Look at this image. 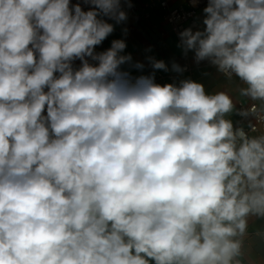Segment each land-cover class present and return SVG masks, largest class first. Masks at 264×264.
I'll list each match as a JSON object with an SVG mask.
<instances>
[{"label":"clouds","instance_id":"clouds-1","mask_svg":"<svg viewBox=\"0 0 264 264\" xmlns=\"http://www.w3.org/2000/svg\"><path fill=\"white\" fill-rule=\"evenodd\" d=\"M83 3L0 0V264H245L264 132L226 117L264 126V0H207L204 27L180 33L244 85L243 110L191 79L133 76L123 40L97 52L131 0Z\"/></svg>","mask_w":264,"mask_h":264},{"label":"crops","instance_id":"crops-1","mask_svg":"<svg viewBox=\"0 0 264 264\" xmlns=\"http://www.w3.org/2000/svg\"><path fill=\"white\" fill-rule=\"evenodd\" d=\"M162 0H131V7L124 6L127 14L126 20L115 24L114 32L96 47V51H104L111 46L113 40H123L126 44L125 55H131L130 64H125L126 70H130L133 76L149 75L154 73L156 82L163 85L172 83L168 80L157 79L156 70L152 67V61H163L168 68L172 65L184 64L188 62L193 68V72L183 74V79H191L205 86L206 92L214 94L218 91L227 92L233 99L234 104L244 98L240 95L239 89L244 85L235 77L229 80L220 73L209 61L195 60L193 51L185 54L182 46L170 30L165 20V10L161 7ZM172 8L186 7L187 0H167ZM206 5L196 12L197 29L204 27L202 20L204 18L203 9ZM110 23H115L109 21ZM125 29L127 30L125 32ZM151 58V60L149 59ZM141 63L143 69L131 67L132 64ZM235 122L234 113L228 117ZM264 229V220L251 219L249 222V231L252 233L245 241V264H264V242L255 235L259 230Z\"/></svg>","mask_w":264,"mask_h":264},{"label":"built area","instance_id":"built-area-1","mask_svg":"<svg viewBox=\"0 0 264 264\" xmlns=\"http://www.w3.org/2000/svg\"><path fill=\"white\" fill-rule=\"evenodd\" d=\"M72 4H75L77 2L81 3V6L84 10L89 9V5H86L83 3V0H70ZM160 5L162 8L165 10V20L178 40L179 44L181 45V37L180 33L183 32L185 29L191 28L194 31L197 30L198 25L195 19L196 12L207 5V0H199V3L193 4L191 0H187V5L186 7H180V8H172L167 0H162L160 2ZM80 61L77 60L74 62L75 67H79ZM180 67L184 69V71L177 73L173 71L172 69L170 70H156V78L157 79H164L168 80L172 83H178L180 80L183 78V74L185 73H191L193 72V68L188 62H185L184 64H181ZM224 75V74H223ZM225 76V75H224ZM226 77V76H225ZM234 78V77H233ZM251 103H253L250 99L247 97H244L240 99L237 104L235 105L237 109H246ZM258 103V102H256ZM235 117V124L238 127H244L245 131L248 132L250 135H259L260 132H264V126H258V131L256 133H252L249 124H255L256 121L253 119L251 116L245 117L241 116L239 114L234 113ZM248 237L252 235V233L248 230ZM247 237V238H248ZM264 242V241H263Z\"/></svg>","mask_w":264,"mask_h":264}]
</instances>
